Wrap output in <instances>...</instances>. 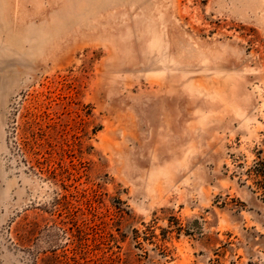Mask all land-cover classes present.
Returning <instances> with one entry per match:
<instances>
[{"label": "rangeland", "instance_id": "1", "mask_svg": "<svg viewBox=\"0 0 264 264\" xmlns=\"http://www.w3.org/2000/svg\"><path fill=\"white\" fill-rule=\"evenodd\" d=\"M258 158L264 0H0V264H264Z\"/></svg>", "mask_w": 264, "mask_h": 264}, {"label": "trees", "instance_id": "2", "mask_svg": "<svg viewBox=\"0 0 264 264\" xmlns=\"http://www.w3.org/2000/svg\"><path fill=\"white\" fill-rule=\"evenodd\" d=\"M246 174L253 180L256 187L255 189L261 192L262 199H264V158H258V160L246 170ZM55 258H57V256Z\"/></svg>", "mask_w": 264, "mask_h": 264}]
</instances>
